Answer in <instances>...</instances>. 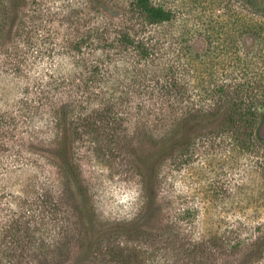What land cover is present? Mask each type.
Masks as SVG:
<instances>
[{
  "label": "trees",
  "instance_id": "trees-1",
  "mask_svg": "<svg viewBox=\"0 0 264 264\" xmlns=\"http://www.w3.org/2000/svg\"><path fill=\"white\" fill-rule=\"evenodd\" d=\"M48 1L35 0L32 15L31 0H0V81L24 83L21 95L14 97L11 84L6 108L0 109V178L11 170L47 166L52 169L47 181L57 176L60 184L67 181V190L82 200L80 212L93 214L71 139L76 119L86 122L88 115L112 114L113 109L114 115L149 107L150 115L173 110L181 117L171 131L150 135V173L138 175L143 187L150 182V215L156 216L166 207L161 169L170 150L180 151L178 161L198 140L222 132L237 152L243 136L255 135L256 115L264 110V3L245 1L241 9L247 18L241 23L237 14L226 22L212 12L200 21L189 19L201 7L172 9L160 0H79L57 12ZM239 31L247 38L246 51H241ZM199 32L214 42L205 54L199 53ZM222 38L227 42L219 45ZM254 144L250 147H257L259 155L247 172L264 190V145ZM56 194L63 200L67 193L60 187ZM8 207L0 199L1 216ZM163 220L159 215L158 222ZM21 232L17 219L3 216L0 240ZM246 242L235 244L244 245L245 252L233 264L263 256V234L249 249ZM13 244L24 250L18 241ZM16 248H10L11 254Z\"/></svg>",
  "mask_w": 264,
  "mask_h": 264
},
{
  "label": "rangeland",
  "instance_id": "rangeland-1",
  "mask_svg": "<svg viewBox=\"0 0 264 264\" xmlns=\"http://www.w3.org/2000/svg\"><path fill=\"white\" fill-rule=\"evenodd\" d=\"M73 1L79 0H49L47 6L57 12ZM160 1L172 9L201 7L189 19L211 12L226 22L236 14L241 23L247 18L241 9L247 0ZM28 7L34 15L38 5L31 0ZM238 33H242L238 35L242 37L241 51H246L247 38L243 31ZM201 34L196 42L199 53L205 54L214 42L210 44ZM223 38L219 45L227 42ZM215 41L219 47L218 37ZM217 74L222 76V70ZM226 77L224 74L222 81ZM11 84L13 97L24 88L23 82L1 80V110L10 98ZM147 100L150 104V97ZM121 109L118 104L117 110ZM115 111L88 115L86 122L77 118L70 129L93 214L80 212L82 200L67 190V181L60 184L58 176L47 181L52 170L47 166L11 170L0 178V199L12 206L0 215V221L3 216L14 217L22 224L19 237L14 232L12 238L1 237L0 264H233L245 252L244 245L236 247L237 241H247L249 249L256 236L264 235V190L247 172L259 155L257 147L250 146L264 145L258 137L264 110L256 115L255 135L243 136L244 144L237 152L231 148L230 136L222 132L198 140L178 161L175 156L180 151L170 150L174 156L170 153L161 169L167 189L166 207L159 214L164 215L163 223L158 222L159 215H150V182L143 187L138 175L150 167V135L171 131L181 115H174L173 110L150 115V107L133 115H114ZM260 152L264 156V147ZM10 162L9 158L6 164ZM60 187L67 193L63 200L56 194ZM88 215L93 217L89 220ZM16 241L24 250L16 248ZM13 246L16 249L11 254ZM249 264H264V254Z\"/></svg>",
  "mask_w": 264,
  "mask_h": 264
},
{
  "label": "water",
  "instance_id": "water-1",
  "mask_svg": "<svg viewBox=\"0 0 264 264\" xmlns=\"http://www.w3.org/2000/svg\"><path fill=\"white\" fill-rule=\"evenodd\" d=\"M262 125L258 130V137L261 139V141H264V113L262 114Z\"/></svg>",
  "mask_w": 264,
  "mask_h": 264
}]
</instances>
